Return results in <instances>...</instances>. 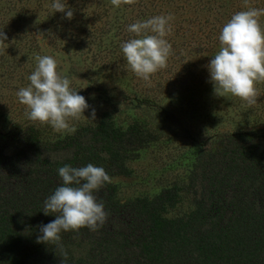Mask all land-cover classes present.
I'll use <instances>...</instances> for the list:
<instances>
[{"label":"trees","instance_id":"obj_1","mask_svg":"<svg viewBox=\"0 0 264 264\" xmlns=\"http://www.w3.org/2000/svg\"><path fill=\"white\" fill-rule=\"evenodd\" d=\"M6 1L14 5L17 0ZM62 2L73 17L54 11L55 19L60 17L63 29L75 38L73 30L83 31L85 41L103 38L111 28L101 18L113 16L120 53L121 41L135 37L130 25L178 12L166 37L171 55L185 60L190 69L189 61L206 53L208 65L215 47L221 46L222 27L237 13L227 0H135L121 3L120 16L106 8L100 17L86 11L99 24L82 30L77 9L86 10L96 1ZM11 9L10 20L1 21L8 39L36 42L56 35L53 29L33 30L23 5ZM18 18L23 22L18 24ZM196 69L179 83L210 82L208 68ZM117 110L102 108L95 120L77 122L75 132L53 137L29 120L13 121L0 130V264H264V126L212 132L195 152L187 180L165 185L151 197L122 200L116 184L106 183L97 196L109 213L103 226L62 232L59 244L37 242L40 226L57 215H45L43 208L62 185L59 168L92 163L110 177L129 174L128 162L158 136L157 129L136 116L119 122Z\"/></svg>","mask_w":264,"mask_h":264},{"label":"rangeland","instance_id":"obj_2","mask_svg":"<svg viewBox=\"0 0 264 264\" xmlns=\"http://www.w3.org/2000/svg\"><path fill=\"white\" fill-rule=\"evenodd\" d=\"M95 1L83 10V15H80L82 10L77 9L78 19L84 21L78 24L82 30L91 29V25L96 28L99 24L95 20L97 17L90 19L86 11H95L98 17L105 8L117 16L123 12L122 6L113 5L111 0ZM227 2L236 12L264 8V4L254 0ZM53 3L55 0H17L13 5L0 0V31L4 32L6 25L1 23L2 19L10 20L12 17L11 8L15 7L17 11L23 5L26 7V23L33 30L53 29L56 32L54 37L45 35L36 42H32L34 38H9L0 44V130L7 129L13 121L29 120L42 127L49 137L65 133L57 132L50 124L30 120L26 115L30 109L20 103L17 95L21 88L29 86L28 77L37 67L36 57L45 55L58 61V71L71 80L70 87L83 95L90 105L85 116L70 121L72 127L79 121L91 119L93 109L97 117L100 109L116 107L119 122L136 116L158 130V136L140 148L137 156L128 162L129 174L111 175L117 196L122 200L140 195L151 197L165 185L186 181L195 152L212 132L264 126V82L256 85L260 96L251 105L231 94L226 97L216 95L213 84L208 81L198 85L187 84L188 75L197 67L207 68L206 55L210 53L189 61L192 69L188 68L185 60L180 59L179 62L170 55L167 67L145 81L132 71L123 52L118 51L120 46L116 41L118 36L114 34L113 16L101 18V21L105 19L107 28H111L103 38L85 41L81 38L83 31L73 30L77 33L75 38L63 29L62 19H55ZM167 8L172 9V6ZM170 15L173 19L180 17L176 11ZM16 21L20 24L23 19ZM260 23L264 26V16L260 17ZM220 47H215L211 57L218 53ZM181 79L186 80L183 85L179 83Z\"/></svg>","mask_w":264,"mask_h":264},{"label":"clouds","instance_id":"obj_3","mask_svg":"<svg viewBox=\"0 0 264 264\" xmlns=\"http://www.w3.org/2000/svg\"><path fill=\"white\" fill-rule=\"evenodd\" d=\"M119 7L121 3L133 4L135 0H111ZM55 12L73 17V10L62 0L52 4ZM264 8H250L235 13L222 27L219 35L220 50L206 67L214 93L226 97L237 96L250 105L260 96L257 84L264 82V26L260 17ZM171 15L155 16L137 21L128 27L135 37L122 43L121 48L132 71L145 81L152 74L167 67L172 54V45L165 39L171 32ZM8 40L0 31V44ZM37 67L28 77L30 84L21 88L17 95L20 103L27 106L26 112L32 121L50 124L57 132H75L70 121L78 120L90 108L87 99L70 87L71 80L58 71V61L52 56H37ZM88 118V117H87ZM93 109L91 119L95 120ZM62 185L44 201L45 215L55 219L40 226L42 235L37 242L59 244L61 233L89 228L97 230L109 216L105 205L98 201V193L111 177L104 167L92 163L83 167L65 165L58 169ZM67 257V253H64Z\"/></svg>","mask_w":264,"mask_h":264}]
</instances>
